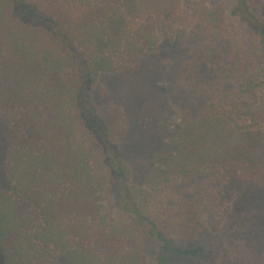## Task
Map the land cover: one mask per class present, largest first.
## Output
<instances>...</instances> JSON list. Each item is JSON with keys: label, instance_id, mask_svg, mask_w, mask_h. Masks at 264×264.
<instances>
[{"label": "trees", "instance_id": "1", "mask_svg": "<svg viewBox=\"0 0 264 264\" xmlns=\"http://www.w3.org/2000/svg\"><path fill=\"white\" fill-rule=\"evenodd\" d=\"M195 27L206 53L230 47L236 75L231 89L211 85L209 113L264 131V0H0V116L10 144L0 264H148L152 238L165 264L171 244L160 226L175 217V183L134 182L121 142L130 123L115 104L101 109L98 89L103 76L134 70L149 50ZM212 197L206 188L197 207ZM181 201L180 221L190 205ZM202 214L196 226L215 232L221 222L208 228L211 213Z\"/></svg>", "mask_w": 264, "mask_h": 264}, {"label": "rangeland", "instance_id": "2", "mask_svg": "<svg viewBox=\"0 0 264 264\" xmlns=\"http://www.w3.org/2000/svg\"><path fill=\"white\" fill-rule=\"evenodd\" d=\"M204 41L195 27L184 41L164 40L149 50L134 70L103 76L98 104L102 110L111 103L125 111L130 128L121 139L122 156L134 182L150 189L168 187L169 178L175 183L168 201L175 217L160 226L171 244L165 264H264V131L217 123L209 113L211 85L231 89L236 75L229 67L230 47L208 54ZM187 138H200L198 146L188 145ZM9 147V126L0 116V191L10 189ZM184 170L193 174L184 176ZM206 188L214 206L205 200L198 208L195 200ZM181 198L190 205L180 221ZM202 211L212 215L206 216L208 228L221 222L215 232L196 226ZM149 245L148 264H158L160 244L152 238Z\"/></svg>", "mask_w": 264, "mask_h": 264}]
</instances>
